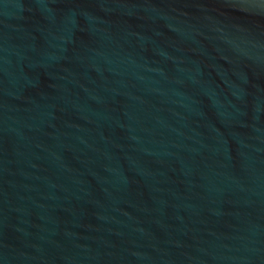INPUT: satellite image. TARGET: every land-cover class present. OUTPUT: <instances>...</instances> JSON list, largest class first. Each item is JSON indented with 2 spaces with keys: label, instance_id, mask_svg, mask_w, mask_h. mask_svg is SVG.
<instances>
[{
  "label": "water",
  "instance_id": "water-1",
  "mask_svg": "<svg viewBox=\"0 0 264 264\" xmlns=\"http://www.w3.org/2000/svg\"><path fill=\"white\" fill-rule=\"evenodd\" d=\"M0 264H264V0H0Z\"/></svg>",
  "mask_w": 264,
  "mask_h": 264
}]
</instances>
